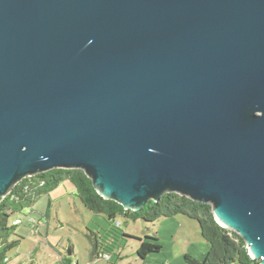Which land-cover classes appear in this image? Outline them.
<instances>
[{"label": "water", "instance_id": "obj_1", "mask_svg": "<svg viewBox=\"0 0 264 264\" xmlns=\"http://www.w3.org/2000/svg\"><path fill=\"white\" fill-rule=\"evenodd\" d=\"M54 168L211 204L264 264V0H0V202Z\"/></svg>", "mask_w": 264, "mask_h": 264}, {"label": "rangeland", "instance_id": "obj_2", "mask_svg": "<svg viewBox=\"0 0 264 264\" xmlns=\"http://www.w3.org/2000/svg\"><path fill=\"white\" fill-rule=\"evenodd\" d=\"M17 218L22 219V223L16 226L12 238L19 237L20 243L8 251V264H64L63 260H71L73 264H189L185 260L186 253L203 259L207 249L198 229L180 215L185 225L178 223L176 233L167 230L169 226L163 223L167 218L156 223L163 249L143 259L137 253L140 243L136 237H144L150 231L154 234L148 229L153 223L120 216L117 220L121 229L133 237H117L110 251L111 258L98 256L96 236H105L104 229L109 224L86 207L70 181H63L51 192L38 196L32 207L13 215L11 223Z\"/></svg>", "mask_w": 264, "mask_h": 264}, {"label": "trees", "instance_id": "obj_3", "mask_svg": "<svg viewBox=\"0 0 264 264\" xmlns=\"http://www.w3.org/2000/svg\"><path fill=\"white\" fill-rule=\"evenodd\" d=\"M63 181H70L86 207L102 216L109 224V227L104 229L105 236H96L95 253L98 256L111 255L110 251L116 245L117 237H133L121 229L118 217L154 223L182 214L199 223L201 234L209 244V250L203 259L186 253L187 263L261 264L260 259L251 256L245 240L237 232L222 226L215 219L211 204L193 200L177 192H168L159 201H148L140 210L126 209L119 202L100 195L91 178L84 170L77 168H54L26 177L0 202V264H8V251L20 243L19 237L12 238L18 224L11 223V217L25 208L32 207L38 196L51 192ZM136 238L140 243L137 253L143 259L152 253H160L163 249L157 235ZM63 263L72 264V261L63 260Z\"/></svg>", "mask_w": 264, "mask_h": 264}, {"label": "crops", "instance_id": "obj_4", "mask_svg": "<svg viewBox=\"0 0 264 264\" xmlns=\"http://www.w3.org/2000/svg\"><path fill=\"white\" fill-rule=\"evenodd\" d=\"M181 216H183V218L184 219H186L187 221H189L190 223H193L194 224V227H195V229H198V231H199V233H200V237H201V239H202V241L204 240L205 242L204 243H207V244H204L203 243V245H207V246H205V247H207V249L205 250V253H204V256H205V254L208 252V250H209V244H208V242L204 239V237H203V235L201 234V231H200V226H199V223H194L192 220H191V218L190 217H188V216H186V215H182L181 214ZM163 219H165V218H163ZM168 220H164V222L163 223H165L164 225H167V226H169L168 228H167V230H169L170 232H172V233H176V232H178V227H179V225H178V223H180V222H182V224L183 225H185V223L183 222V220H181L180 219V215H177V216H175V217H170V218H167ZM162 220V219H161ZM160 221V220H159ZM158 223H160V222H154L153 223V227L152 228H148L149 230H152V232L155 234V235H157L159 238L161 237L160 236V232L158 231L159 229H157L158 227H157V224ZM154 234H152L151 233V231H150V233L148 232L146 235H154ZM145 235V236H146ZM185 236L188 238H190V236H189V234H185ZM203 256V257H204Z\"/></svg>", "mask_w": 264, "mask_h": 264}, {"label": "built area", "instance_id": "obj_5", "mask_svg": "<svg viewBox=\"0 0 264 264\" xmlns=\"http://www.w3.org/2000/svg\"><path fill=\"white\" fill-rule=\"evenodd\" d=\"M14 223H15V224H20V223H22V219L17 218V219L14 221ZM102 256H103L104 258H111V255H109V254H103ZM72 264H73V262H72ZM74 264H77V263H74Z\"/></svg>", "mask_w": 264, "mask_h": 264}]
</instances>
